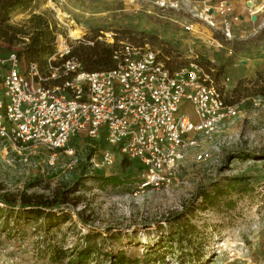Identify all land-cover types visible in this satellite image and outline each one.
<instances>
[{"label": "rangeland", "instance_id": "rangeland-1", "mask_svg": "<svg viewBox=\"0 0 264 264\" xmlns=\"http://www.w3.org/2000/svg\"><path fill=\"white\" fill-rule=\"evenodd\" d=\"M156 2L34 0L30 13H35L16 10L9 22L31 33L36 32L32 17L49 23L57 37L46 63L60 35L78 49L113 32L117 45L149 46L170 68L199 64L213 70L227 103L238 105L239 113L223 122L211 141L198 138L199 147L160 188H140L147 173L135 159L124 156L103 165L101 141L83 136L71 141L74 155L60 153L53 163L46 153L25 166L0 147V193L18 205L23 194L68 201L31 219L23 214L28 209L0 202V264H73L87 244L98 250L92 264H116L123 252L139 259L137 264H264V37L258 39L264 20L250 23L244 38L218 48L186 27L188 14ZM22 36L11 44L0 38L2 49L25 56ZM24 60L48 72L46 63ZM252 60L255 68H246ZM249 70L254 73L239 76ZM3 85L0 69V91ZM182 110L191 112L187 105ZM200 151L208 156L199 160ZM115 175L120 182H109ZM218 188L215 201L205 197Z\"/></svg>", "mask_w": 264, "mask_h": 264}, {"label": "built area", "instance_id": "built-area-1", "mask_svg": "<svg viewBox=\"0 0 264 264\" xmlns=\"http://www.w3.org/2000/svg\"><path fill=\"white\" fill-rule=\"evenodd\" d=\"M234 1L156 4L185 12L191 17L188 29L213 47L227 48L226 42L236 37L233 23L241 19ZM246 8L250 23L264 20V0L260 9L251 0ZM99 39L116 44L113 32ZM57 42L47 73L36 61L26 63L20 51H4L0 43V147L25 166L46 153L51 163L60 153L74 155L71 141L83 136L101 141L103 165L113 166L124 156L135 159L147 173L140 188H160L171 182L189 151L199 147L198 138L211 141L221 124L239 113L238 105L227 103L213 70L199 64L170 68L153 48L129 41L116 44L112 68L89 72L68 37L60 35ZM184 105L193 113L182 110ZM207 156L200 151L197 157Z\"/></svg>", "mask_w": 264, "mask_h": 264}, {"label": "trees", "instance_id": "trees-1", "mask_svg": "<svg viewBox=\"0 0 264 264\" xmlns=\"http://www.w3.org/2000/svg\"><path fill=\"white\" fill-rule=\"evenodd\" d=\"M34 0H0V38L7 42L13 43L20 34H23V42L25 43V56L29 60H40L44 64L46 63V56L49 52L53 50L54 42L56 40V32L49 30V23L43 20L41 17L39 20L34 22V17L30 19L33 22L35 28V33H31L25 30V27H18L9 22L11 13L17 9L26 10L32 6ZM28 37V39H25ZM264 37V29L258 35V39ZM116 44H106L104 41L98 40L97 38L92 41V45L83 46V48H74V55L80 59L84 64V69L89 72H96L97 70L112 68L115 63L113 60V53ZM43 64V65H44ZM47 66V65H46ZM228 64L222 65L224 70ZM94 149L90 148V156L93 155ZM108 181L115 183L120 182L119 176L108 177ZM3 188H0V192ZM221 193V189L218 188L213 194L205 195L215 201L218 198V194ZM203 194V193H202ZM0 202L4 203L6 206L12 210L17 206L24 210V215L27 219L39 218L46 211L51 210L56 207H61L68 201L64 196L57 198H45L43 194H32L30 196L23 194L21 196L22 204H16L14 200L10 199L8 193H0ZM80 214V213H79ZM22 215V214H20ZM17 222V221H16ZM194 235V233H192ZM97 248L91 247L87 244L83 249H80L76 256H74L71 261L73 264H92L95 259L92 258L97 254ZM54 255L59 258L58 250L54 249ZM61 258V257H60ZM94 259V260H93ZM139 259H132L131 256L127 255L125 252L119 255L116 264H137Z\"/></svg>", "mask_w": 264, "mask_h": 264}, {"label": "crops", "instance_id": "crops-1", "mask_svg": "<svg viewBox=\"0 0 264 264\" xmlns=\"http://www.w3.org/2000/svg\"><path fill=\"white\" fill-rule=\"evenodd\" d=\"M249 1L250 0H235L234 1V7L236 9V12L241 16V19L239 21L233 23V26H234V34L236 36L235 38H237V39L244 38L245 37L244 32H246L248 29H251V27H250V19H249V16L247 15V11H246L247 10L246 5L249 3ZM251 1H253V0H251ZM253 2L256 4V1H253ZM257 3L259 5L260 4L262 5L263 4V0H261V1L257 2ZM32 8H33V6H31L30 8H28L26 10H23V9H17V10H22L21 11V14L22 15L24 13L26 14L27 12L31 15V13H35L36 12V11H32L30 13V11L32 10ZM254 62L256 63V61H253V60L251 62H249V63H245L247 65L246 68L250 69L251 65H252L253 68H255ZM253 73H254L253 71L249 70L248 73H246V72L242 73L241 72L239 76L245 75V74H253ZM191 113H193V112H191Z\"/></svg>", "mask_w": 264, "mask_h": 264}, {"label": "bare ground", "instance_id": "bare-ground-1", "mask_svg": "<svg viewBox=\"0 0 264 264\" xmlns=\"http://www.w3.org/2000/svg\"><path fill=\"white\" fill-rule=\"evenodd\" d=\"M257 9H260V8H259V7H257ZM77 31H78V30H77ZM77 31H75V33H77ZM75 33H73V36H74V34H75Z\"/></svg>", "mask_w": 264, "mask_h": 264}]
</instances>
